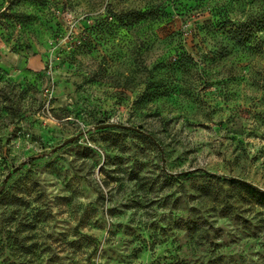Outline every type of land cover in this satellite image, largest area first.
Masks as SVG:
<instances>
[{"label": "rangeland", "instance_id": "rangeland-1", "mask_svg": "<svg viewBox=\"0 0 264 264\" xmlns=\"http://www.w3.org/2000/svg\"><path fill=\"white\" fill-rule=\"evenodd\" d=\"M232 178L264 192V0H0V264H264Z\"/></svg>", "mask_w": 264, "mask_h": 264}, {"label": "trees", "instance_id": "trees-1", "mask_svg": "<svg viewBox=\"0 0 264 264\" xmlns=\"http://www.w3.org/2000/svg\"><path fill=\"white\" fill-rule=\"evenodd\" d=\"M193 58L190 57V60ZM108 129V128H107ZM123 129V128H121ZM105 130V129H100ZM140 133V132H139ZM40 157V156H39ZM191 172H185L180 175L186 176L190 175ZM204 173L208 180H205L203 184L197 189L199 191V195L208 196L212 193H215V196L212 199V201H216V192L219 193V190H222V187L220 186L218 190L215 188V184L211 182V180H214L217 183L223 184L221 182L220 178L214 174H209L207 172ZM180 175H173L171 176L170 180H175ZM228 186H231L233 190L237 193V197L239 198L238 201L246 199V201L250 204V206L254 209H258L260 211H264V192L260 191L258 188L254 187L253 185L240 181L236 178H232L230 181H227ZM217 190V191H216Z\"/></svg>", "mask_w": 264, "mask_h": 264}, {"label": "water", "instance_id": "water-1", "mask_svg": "<svg viewBox=\"0 0 264 264\" xmlns=\"http://www.w3.org/2000/svg\"><path fill=\"white\" fill-rule=\"evenodd\" d=\"M107 128H123V129H128V130H133V128L129 127V126H124V125H120V124H100L98 126H95L94 129L96 130H99V129H107ZM138 132H140V130H136ZM76 137H72V138H69L67 140H65L61 145L53 148L51 150V152H55L56 150L62 148L63 146L69 144V143H72L74 141ZM18 168H14L12 170V172H16ZM10 174H8L5 179H4V182H6V180L9 178Z\"/></svg>", "mask_w": 264, "mask_h": 264}]
</instances>
